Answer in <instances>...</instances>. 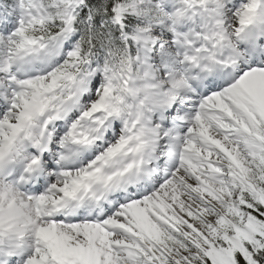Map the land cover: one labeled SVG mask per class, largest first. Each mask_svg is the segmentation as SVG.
I'll list each match as a JSON object with an SVG mask.
<instances>
[{
	"label": "snow or ice",
	"instance_id": "1",
	"mask_svg": "<svg viewBox=\"0 0 264 264\" xmlns=\"http://www.w3.org/2000/svg\"><path fill=\"white\" fill-rule=\"evenodd\" d=\"M0 264H264V0H0Z\"/></svg>",
	"mask_w": 264,
	"mask_h": 264
}]
</instances>
